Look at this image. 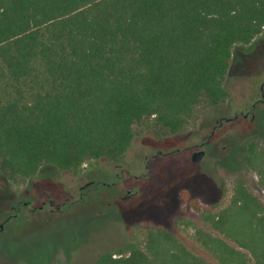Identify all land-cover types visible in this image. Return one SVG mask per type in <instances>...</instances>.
Segmentation results:
<instances>
[{
  "label": "trees",
  "instance_id": "16d2710c",
  "mask_svg": "<svg viewBox=\"0 0 264 264\" xmlns=\"http://www.w3.org/2000/svg\"><path fill=\"white\" fill-rule=\"evenodd\" d=\"M264 28V0H0V171L121 161L144 132L176 134L220 106L232 49ZM228 202L203 213L197 254L147 230L92 264H264V146L249 139ZM70 264V263H64Z\"/></svg>",
  "mask_w": 264,
  "mask_h": 264
},
{
  "label": "rangeland",
  "instance_id": "374dc122",
  "mask_svg": "<svg viewBox=\"0 0 264 264\" xmlns=\"http://www.w3.org/2000/svg\"><path fill=\"white\" fill-rule=\"evenodd\" d=\"M262 84L264 28L249 44L233 47L225 102L199 108L176 134L137 135L122 166L100 158L77 172L51 164L30 178L0 171V264H92L130 241L143 244L151 227L170 230L210 258L195 239L196 229L206 227L203 213L228 202L237 176L263 198L258 176L242 160L249 139L264 146ZM235 115L213 130L220 117ZM199 149L205 154L194 162L192 153ZM91 179L116 184L84 186Z\"/></svg>",
  "mask_w": 264,
  "mask_h": 264
},
{
  "label": "flooded vegetation",
  "instance_id": "af4514ba",
  "mask_svg": "<svg viewBox=\"0 0 264 264\" xmlns=\"http://www.w3.org/2000/svg\"><path fill=\"white\" fill-rule=\"evenodd\" d=\"M261 91H262L261 94H262V96L264 97V84L261 85ZM258 101H259V100H258ZM254 105H255V104H254ZM254 105H253V106H254ZM212 132H213V130H212ZM202 142H203V141H202ZM202 142H201V143H202ZM201 143H199V144H194L192 147H201V146H200ZM159 154H162V153L159 152V153H157V154H155V155L157 156V155H159ZM155 155H154V156H155ZM149 160H150V158L148 157L147 161L149 162ZM123 162H124V161H120V162H115V161H114V162H113V164H114V168H117L118 166H119V167L122 166ZM146 166H147V165H146ZM121 169H122V172H123V173H124L125 170H126V172H128V169H125V168H122V167H121ZM143 176H144V174L135 175V177H140V178L143 177ZM87 183H89V184H93V183H97V184H107V185L110 186V185H114V184H116V181H112L111 183H107V182L104 181V180H98V181L95 182L94 179H91V180L88 181ZM85 184H86V183H85ZM89 184H88V185H89ZM84 186H86V185H84ZM135 191H136V190H129V189H128V193L135 192ZM23 204H26V202H23ZM19 205H20V202H18V207H17L18 209H19ZM39 207H42V205H40ZM2 224H3V223H2Z\"/></svg>",
  "mask_w": 264,
  "mask_h": 264
},
{
  "label": "water",
  "instance_id": "95a60500",
  "mask_svg": "<svg viewBox=\"0 0 264 264\" xmlns=\"http://www.w3.org/2000/svg\"><path fill=\"white\" fill-rule=\"evenodd\" d=\"M263 100V99H261ZM237 115H235L234 117H220L219 120H218V123L216 125H214L213 127V130L217 127V126H220L222 124L223 121H228V120H231V119H234L236 118ZM207 140L203 141L200 146H203L205 144H207ZM205 154V150L204 149H199V150H196L192 153V156H191V159L192 161L194 162H197L199 161ZM89 183H86L85 185H88ZM3 227V224L1 223L0 224V229Z\"/></svg>",
  "mask_w": 264,
  "mask_h": 264
}]
</instances>
